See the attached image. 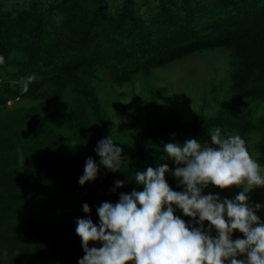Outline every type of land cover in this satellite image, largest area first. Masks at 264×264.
I'll list each match as a JSON object with an SVG mask.
<instances>
[{
    "label": "trees",
    "instance_id": "trees-1",
    "mask_svg": "<svg viewBox=\"0 0 264 264\" xmlns=\"http://www.w3.org/2000/svg\"><path fill=\"white\" fill-rule=\"evenodd\" d=\"M218 47L227 51L226 89L218 94L211 83L209 99L185 118L159 111L149 86L147 121L127 125L129 138L118 136L97 93L102 71L120 100L114 86ZM0 56V264H78L76 220L98 225L101 203L143 190L130 179L135 171L166 163L169 186L182 191L177 165L161 159L166 143H202L219 127L241 135L264 166V0H0ZM30 76L36 79L24 91ZM109 135L129 168L112 173L101 165L81 186L86 159L99 165L95 148ZM116 180L124 186L112 191ZM175 215L192 223L178 208ZM236 238L243 234L234 231Z\"/></svg>",
    "mask_w": 264,
    "mask_h": 264
},
{
    "label": "clouds",
    "instance_id": "clouds-1",
    "mask_svg": "<svg viewBox=\"0 0 264 264\" xmlns=\"http://www.w3.org/2000/svg\"><path fill=\"white\" fill-rule=\"evenodd\" d=\"M34 79L27 78L24 91ZM210 139V144L195 139L164 144L161 159L177 165L172 174L182 191L169 186L165 178L168 164H157L130 175L143 190L133 188L130 193H120L117 203L105 201L97 207L98 225L91 218L77 219L75 231L84 251L78 264H264V222L255 214L262 206L250 204L247 195L254 187H264V171L241 135L226 136L217 127ZM95 152L99 165L92 157L86 159L81 186L97 178L101 165L116 173L131 163L111 135L98 141ZM124 183L116 180L111 190ZM210 184L221 190L248 187L233 199H221L203 194ZM177 208L192 223L175 215ZM90 211L83 204V212ZM234 231L243 238L233 240ZM89 242L101 246L89 247Z\"/></svg>",
    "mask_w": 264,
    "mask_h": 264
},
{
    "label": "rangeland",
    "instance_id": "rangeland-1",
    "mask_svg": "<svg viewBox=\"0 0 264 264\" xmlns=\"http://www.w3.org/2000/svg\"><path fill=\"white\" fill-rule=\"evenodd\" d=\"M227 51L223 47L195 52L190 56L169 64L167 68H156L147 79L134 78L122 86H114L117 93L123 92L120 100L110 94V76L102 71L99 74L98 95L103 102L115 132L121 138L131 136L127 125L140 127L147 121L144 96L147 88L153 86L159 111L174 109L185 118H191L199 109L204 98L209 99L211 83L219 87L218 94L228 86ZM21 101V100H20ZM30 104L31 101H22ZM125 127V129L123 128ZM227 136V133H222ZM204 142L211 143V139ZM202 142V143H204ZM171 160V159H168ZM264 171V166H261ZM246 184L221 190L211 184L203 194H216L219 197L233 199ZM249 203L260 204L259 215L264 218V187H254L247 193Z\"/></svg>",
    "mask_w": 264,
    "mask_h": 264
}]
</instances>
